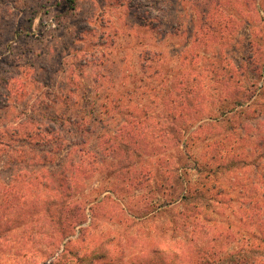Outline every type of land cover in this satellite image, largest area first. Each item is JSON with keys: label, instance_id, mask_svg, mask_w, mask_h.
Segmentation results:
<instances>
[{"label": "rangeland", "instance_id": "obj_1", "mask_svg": "<svg viewBox=\"0 0 264 264\" xmlns=\"http://www.w3.org/2000/svg\"><path fill=\"white\" fill-rule=\"evenodd\" d=\"M42 262L264 264V0H0V264Z\"/></svg>", "mask_w": 264, "mask_h": 264}, {"label": "trees", "instance_id": "obj_2", "mask_svg": "<svg viewBox=\"0 0 264 264\" xmlns=\"http://www.w3.org/2000/svg\"><path fill=\"white\" fill-rule=\"evenodd\" d=\"M76 0H63L64 5H66L67 8L72 9ZM18 131V130H16ZM68 187V186H67ZM79 206V203H76L75 207L77 208ZM68 236H65L67 238ZM50 258V257H49ZM41 264H46V262H42ZM52 264V263H51Z\"/></svg>", "mask_w": 264, "mask_h": 264}]
</instances>
